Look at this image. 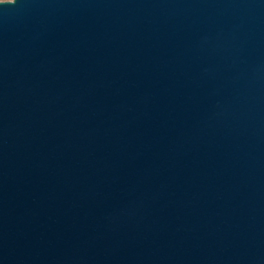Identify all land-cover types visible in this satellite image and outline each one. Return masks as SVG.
Segmentation results:
<instances>
[{"label":"water","instance_id":"1","mask_svg":"<svg viewBox=\"0 0 264 264\" xmlns=\"http://www.w3.org/2000/svg\"><path fill=\"white\" fill-rule=\"evenodd\" d=\"M0 264H264V0L0 1Z\"/></svg>","mask_w":264,"mask_h":264},{"label":"rangeland","instance_id":"2","mask_svg":"<svg viewBox=\"0 0 264 264\" xmlns=\"http://www.w3.org/2000/svg\"><path fill=\"white\" fill-rule=\"evenodd\" d=\"M0 1H9V0H0Z\"/></svg>","mask_w":264,"mask_h":264}]
</instances>
